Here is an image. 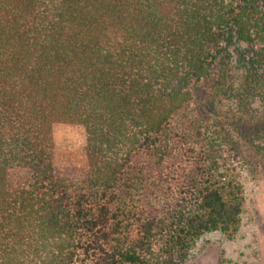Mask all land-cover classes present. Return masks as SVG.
Segmentation results:
<instances>
[{"label": "trees", "instance_id": "16d2710c", "mask_svg": "<svg viewBox=\"0 0 264 264\" xmlns=\"http://www.w3.org/2000/svg\"><path fill=\"white\" fill-rule=\"evenodd\" d=\"M194 86L216 120L264 100V0H0V264H183L232 238V141L194 124Z\"/></svg>", "mask_w": 264, "mask_h": 264}, {"label": "rangeland", "instance_id": "374dc122", "mask_svg": "<svg viewBox=\"0 0 264 264\" xmlns=\"http://www.w3.org/2000/svg\"><path fill=\"white\" fill-rule=\"evenodd\" d=\"M205 90L201 86L191 88L189 115L195 125L198 121L195 114L199 111L212 125H219L220 121L224 125V131L232 141L229 146L232 151L228 150L233 175L243 189L244 203L235 235L228 238L218 232L203 234L183 264H264V157L261 154L264 148V100L252 98L244 107H239L233 100L222 101L215 110L225 117L216 120L208 117L211 99ZM233 116L251 120L243 127ZM53 136L60 160L79 162L83 159V134L79 128L58 125Z\"/></svg>", "mask_w": 264, "mask_h": 264}]
</instances>
